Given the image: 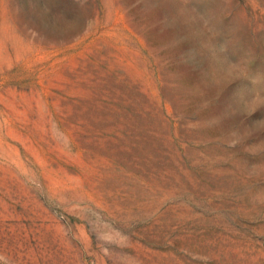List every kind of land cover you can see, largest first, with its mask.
<instances>
[{
  "label": "rangeland",
  "instance_id": "1",
  "mask_svg": "<svg viewBox=\"0 0 264 264\" xmlns=\"http://www.w3.org/2000/svg\"><path fill=\"white\" fill-rule=\"evenodd\" d=\"M0 264H264V0H0Z\"/></svg>",
  "mask_w": 264,
  "mask_h": 264
}]
</instances>
